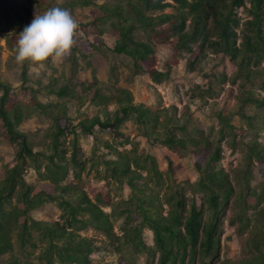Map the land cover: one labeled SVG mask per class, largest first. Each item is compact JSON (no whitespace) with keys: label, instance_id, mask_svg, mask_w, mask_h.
Wrapping results in <instances>:
<instances>
[{"label":"trees","instance_id":"1","mask_svg":"<svg viewBox=\"0 0 264 264\" xmlns=\"http://www.w3.org/2000/svg\"><path fill=\"white\" fill-rule=\"evenodd\" d=\"M173 1L179 4L175 14H148L149 11L171 5L161 0H117L112 5H97L90 11L91 20L81 23L79 29L86 34L113 37L114 53L130 56L134 73H148L157 83L171 77V68L170 64H167L165 71L156 68L153 40L167 42L173 55L187 50L190 53L187 68L195 67L207 56V51L212 50L229 56L243 84H252L257 78L264 77V0H248L249 6L246 0ZM0 2L8 12L14 9L12 0ZM32 2L26 0L22 5L28 13L32 9ZM94 3L95 0H83L84 6H93ZM70 5H73V1ZM241 7L247 13L243 23L237 11ZM11 15L18 17L16 13ZM242 24L244 28L238 32ZM137 29L142 30L150 40H138ZM171 35L174 40H170ZM14 39L9 36L7 40L12 47L17 44ZM77 52L79 49L74 46L71 54L65 58L71 61L74 68L70 83L48 89V94L56 95L60 102L43 104L36 95L27 99L29 104L43 111L50 106L55 111L52 124L45 132L49 142L41 150H35L31 133L19 128L24 118L28 89L25 86L29 80L27 69L22 71L25 88L21 93L14 92L11 82L0 81V141L17 146V162L0 172V257L15 250V241L22 251L37 247L35 233L38 232L39 241L47 243L43 257L48 264L55 259L63 264H92L89 253L94 247L93 240L81 236L76 230L92 223L107 235H115L111 214L104 210V207L113 205L108 185L94 187L87 192L78 184L66 183L71 171L79 178L86 167L81 136H92L96 130H100L121 138L120 145L123 147L131 145L130 149H120L112 143H105L113 154V158L104 161L109 176L115 182L126 183L131 188V195L125 200L127 220L121 238H126L138 252L145 251L154 256L159 253L158 264H206L207 258H218L223 215L232 198L236 196L234 207L236 211L240 209L238 215L247 213L253 201H264V190L258 192L251 186L255 161L264 168V143L257 138L245 141L247 165L243 170L235 171L238 183L242 186L244 183L248 193L238 192L230 173L221 166L222 146L204 134H184L189 117L183 119V114L191 115L188 105L180 110L175 105L153 109L135 102L128 88H118L99 80L95 72L92 82L86 85L76 70ZM82 55L86 57V54ZM217 76L222 80L227 77L226 74ZM78 87L83 89L84 95H78ZM105 89L110 94L105 93ZM232 91L228 90L229 96ZM238 98L242 105L252 102L264 107V96H255L252 90L244 86ZM70 99L77 100V110L85 101L102 108L94 116L82 117L74 122L69 112ZM215 115L221 123L223 135L226 128L245 137L256 133L255 128L237 129L231 123V116L222 111L215 112ZM128 120H133L152 144H164L179 154L184 151L191 153L200 172L199 180L195 183H166L156 157L140 153L138 143L121 130ZM178 132L183 134L179 135ZM30 168L38 173L41 180L38 184L27 181L25 173ZM170 170L174 173L171 163ZM155 187L165 188L163 194ZM186 188L190 189L191 197L187 195ZM200 194L202 202L198 200ZM51 201H58L63 221L36 220L33 211ZM205 207L208 216L204 213ZM134 212L139 214L141 220L138 225L131 226ZM256 213L264 223V206L258 207ZM240 219L243 220L241 216ZM144 228L153 231L154 247L143 241L141 233ZM251 239L255 244L264 243V228H256ZM0 264L23 263L18 257L11 256ZM226 264H264V253L258 251L240 260H227Z\"/></svg>","mask_w":264,"mask_h":264},{"label":"rangeland","instance_id":"2","mask_svg":"<svg viewBox=\"0 0 264 264\" xmlns=\"http://www.w3.org/2000/svg\"><path fill=\"white\" fill-rule=\"evenodd\" d=\"M72 1L73 5H70ZM116 1L95 0L93 6H84L83 0H33L30 13L22 6L26 0H12L14 9L11 12L5 10L0 2V81L11 82L14 86V92L21 93L25 88L22 78L24 69H27L29 78L25 83L28 89L23 108L24 118L19 128L31 133L35 150L44 148L49 142V139L45 137V132L52 124L55 111L52 110L51 106L43 111L39 107L29 104L27 99L36 95L43 104L60 102L61 100L56 95L48 94V89L69 84L73 78L74 68L71 61L66 59L58 64L49 60L43 67L28 63L18 65L15 61L17 44L15 47L10 46L7 41L8 37H15L14 40L17 42L19 33L31 23L36 14H42L53 7L66 8L70 10L79 25L75 43L79 49L76 65L79 78L88 85L92 82L95 72L99 80L118 88H128L132 91L135 102L143 103L153 109L175 105L180 110L184 105H188L191 115L183 114V119L189 117V123L184 134L192 136L204 134L219 143L223 148L221 166L230 173L231 180L233 184H236L238 192L248 193L244 183L243 186L238 183L235 170H243L247 165L244 148L246 140L257 138L264 143V107H258L252 102L242 105L238 96L241 94L242 86L252 90L255 96H264V77L257 78L252 84H243V79L237 76V67L229 56L212 50H208L207 56L195 67L187 68L186 63L190 53L187 50H182L179 55H173L170 45L161 40H153L156 46V68L165 71L167 64H170L171 77L157 83L148 73L136 75L133 71L131 57L114 53L115 39L113 37L86 34L79 29L81 23L91 20L90 11L92 8L101 4L112 5ZM161 2H170L171 5L163 9L149 11L148 14H175L179 10V4L173 0H161ZM246 4L247 6L250 5L248 0H246ZM237 11L243 23L247 19L245 8L241 7ZM11 13H16L18 17H13ZM243 28L244 25H240L237 29L238 32ZM171 36L170 40H174L173 35ZM136 38L143 41L150 40L140 29L136 30ZM240 42L241 38L238 39V44ZM82 53L86 54V57ZM218 74H226L227 77L222 80L217 76ZM229 89L233 90L231 96L228 95ZM104 92L110 94L107 89ZM77 93L78 95L85 94L81 87L77 88ZM77 106V100L70 99L69 112L72 114L74 122L82 117H92L99 113L102 108L90 101H85L79 110H77ZM217 111H222L231 116V123L237 129L252 130L255 128L256 133H251L252 135L249 134L245 137L226 128L223 135L220 131L221 123L215 115ZM121 130L127 137L138 143L140 153L152 154L156 157L159 168L165 174L166 183L173 181L176 183H195L199 180L200 172L196 169L193 155L188 151L179 154L164 144H152L133 120L126 121ZM178 134L182 135L183 133L178 132ZM121 141V138H115L113 134L100 130H96L92 136H81L86 167L79 178H76L71 171L66 183L78 184L87 192H90L94 187L108 185L113 205L104 207V210L111 214L115 235L113 237L107 235L106 232L92 223L83 229L76 230V233L93 240L94 247L89 253L92 264H158L159 253L154 256L145 251L138 252L128 243L126 238H121L127 220V213H124L126 209L125 200L131 195V188L126 183L119 184L112 180L107 171V166L104 164L106 159L113 158L111 149L106 147L105 143H112L120 149L131 148V145L121 146ZM16 150V145L0 141V172L12 167L17 162ZM170 163L174 173L170 170ZM25 177L27 181L33 184H38L41 181L33 168L26 171ZM251 186L258 192L264 190V168L258 161H255L253 165ZM163 189L165 190V188ZM163 189L155 187V190L160 191L161 194L164 192ZM186 193L191 197L190 189L186 188ZM235 197L227 205L223 215L219 257L207 258L206 264H226L227 260H240L258 251L264 253V243L255 244L251 239L256 228H264V223L260 221L256 213L258 207L264 206V201H253L252 208L250 207L251 209L247 213L238 215L240 209L236 211L234 207ZM198 200L199 202L203 201L201 194L198 196ZM165 208H167L166 205ZM61 213L62 210L58 201H51L35 209L32 214L36 220L54 222L63 221ZM204 213L208 216L206 207ZM240 216L243 220L240 219ZM140 220L139 214L134 212L131 215L130 225H138ZM247 223L249 226H246ZM141 235L145 244L154 247L152 230L144 228ZM38 236L39 233L36 232L37 247H29L26 251H22L15 241V250L1 256L0 262L4 263L11 256H16L23 264H48V260L43 257V249L47 243L39 241ZM51 264L63 263L55 259ZM196 264L202 263L197 262Z\"/></svg>","mask_w":264,"mask_h":264},{"label":"clouds","instance_id":"3","mask_svg":"<svg viewBox=\"0 0 264 264\" xmlns=\"http://www.w3.org/2000/svg\"><path fill=\"white\" fill-rule=\"evenodd\" d=\"M78 27L66 8L53 7L36 14L18 35L16 63L43 67L49 60L56 64L62 62L75 46Z\"/></svg>","mask_w":264,"mask_h":264}]
</instances>
